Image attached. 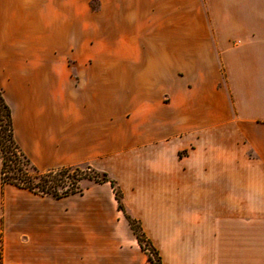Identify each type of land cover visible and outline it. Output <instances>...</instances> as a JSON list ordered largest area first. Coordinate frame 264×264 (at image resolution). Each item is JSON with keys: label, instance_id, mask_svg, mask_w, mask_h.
Returning a JSON list of instances; mask_svg holds the SVG:
<instances>
[{"label": "crops", "instance_id": "crops-1", "mask_svg": "<svg viewBox=\"0 0 264 264\" xmlns=\"http://www.w3.org/2000/svg\"><path fill=\"white\" fill-rule=\"evenodd\" d=\"M0 89L32 165L105 172L162 264H264V0H0ZM0 264L150 263L108 183L0 178Z\"/></svg>", "mask_w": 264, "mask_h": 264}, {"label": "trees", "instance_id": "trees-1", "mask_svg": "<svg viewBox=\"0 0 264 264\" xmlns=\"http://www.w3.org/2000/svg\"><path fill=\"white\" fill-rule=\"evenodd\" d=\"M0 161H1V183L10 184L18 188L28 190L33 193L47 195L52 198L80 193L83 190L77 182H70L67 188L59 184L60 176L58 171L67 170L72 166L57 169L39 171L26 155L21 151L13 135L10 109L5 102L0 89ZM78 166V165H76ZM84 168L89 170L93 175L85 179L95 184L108 183L114 194L117 203V209L122 212L129 227L133 231L140 248L146 253L150 264H162L158 251L152 246L150 241L144 235L140 222L133 218L122 204V193L116 184L105 172L96 171L87 164ZM77 170V168H74ZM80 180V179H79ZM78 180V181H79ZM57 188L63 189L57 191ZM153 256V257H152Z\"/></svg>", "mask_w": 264, "mask_h": 264}, {"label": "rangeland", "instance_id": "rangeland-1", "mask_svg": "<svg viewBox=\"0 0 264 264\" xmlns=\"http://www.w3.org/2000/svg\"><path fill=\"white\" fill-rule=\"evenodd\" d=\"M74 168H77V170ZM57 174L60 175V176H58V177H60V182H58V183L63 185L64 188H67V185H69L70 182H74V181L77 182V186L81 185V187H86V186L94 184L92 181L85 179L87 176H91L93 174L89 170L84 168V164L78 165V166H72V168H69L67 170L58 171ZM62 190L63 189L57 188V191H62ZM235 218H237L236 222H238V219L239 218L242 219L243 217H231L232 221H231V223H229L230 227H235V222H234ZM236 227H237V225H236ZM246 227L247 228L244 229L245 232L241 231L240 234L246 235L247 237L255 235V234H259L260 232H258V231L255 232V230L258 229L256 227H262V231L260 234H262V239H263V243H264V216H262V217L247 216L246 217ZM242 230H243V228H242Z\"/></svg>", "mask_w": 264, "mask_h": 264}]
</instances>
